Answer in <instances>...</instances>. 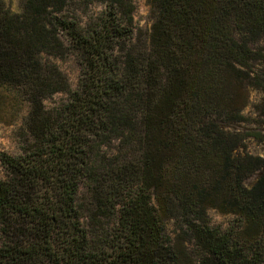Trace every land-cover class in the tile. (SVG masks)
<instances>
[{"label":"trees","instance_id":"obj_1","mask_svg":"<svg viewBox=\"0 0 264 264\" xmlns=\"http://www.w3.org/2000/svg\"><path fill=\"white\" fill-rule=\"evenodd\" d=\"M69 1L0 0V88L28 104L22 155L0 153V264H264V158L244 149L263 136L237 129L249 89L264 96V0H148L135 44L131 0H91L90 27ZM64 40L74 90L41 59Z\"/></svg>","mask_w":264,"mask_h":264},{"label":"rangeland","instance_id":"obj_2","mask_svg":"<svg viewBox=\"0 0 264 264\" xmlns=\"http://www.w3.org/2000/svg\"><path fill=\"white\" fill-rule=\"evenodd\" d=\"M7 9L12 14L21 13V4L23 0H4ZM134 11L132 14L134 36L133 43H137L139 39L148 37L152 17L148 0H131ZM105 6L99 2L91 0H70L65 9V16L73 21L81 24L83 27H90L99 23L103 16ZM67 47L63 56L52 57L42 55L41 59L44 63L55 65L59 71L66 77L69 87L74 90L80 77V67L75 54L69 48V42L64 40ZM257 71L264 72V63L256 66ZM264 96L257 90L248 91V103L243 109L242 114L247 119L246 122L237 126V129L244 131L247 128L253 129L257 134L263 136L256 140L247 137L244 140L245 151L253 156L264 158V119L255 113V107L263 100ZM65 99L64 94H56L48 98L44 104L47 107L59 105ZM28 114V104L22 97L10 89L0 88V153L17 157L22 155L27 146L28 136L24 127V121ZM4 178V170L0 165V179ZM256 180L253 176L245 181L246 187H251ZM86 191L82 187L80 189V198L85 197ZM210 225L219 227L222 230L236 229L239 225L238 218L234 215L222 214L214 209L207 212ZM172 229V228H170Z\"/></svg>","mask_w":264,"mask_h":264}]
</instances>
